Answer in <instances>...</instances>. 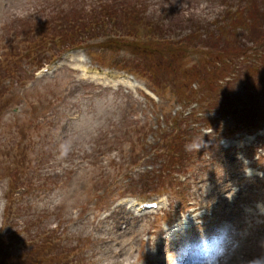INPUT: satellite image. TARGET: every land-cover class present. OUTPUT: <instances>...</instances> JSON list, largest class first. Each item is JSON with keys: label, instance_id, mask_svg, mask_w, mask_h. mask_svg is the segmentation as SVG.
Returning <instances> with one entry per match:
<instances>
[{"label": "rangeland", "instance_id": "374dc122", "mask_svg": "<svg viewBox=\"0 0 264 264\" xmlns=\"http://www.w3.org/2000/svg\"><path fill=\"white\" fill-rule=\"evenodd\" d=\"M158 1L144 0L148 12L160 11L163 17V9L174 7L185 16L214 19L221 8L217 0ZM89 4L0 0V51L4 40L19 42L21 54L28 56L33 45L31 29L19 24L9 29L10 20L36 16L41 25L70 6L86 12ZM86 45L91 54L68 51L53 62L55 54L46 46L39 70L32 75L36 67L24 62L25 76L10 83L9 105L0 117V234L12 237L14 261L31 259L37 248L51 256L56 255L53 248H63L57 255L63 264H264V130L223 140L224 149L219 146L224 133L210 135L217 143L208 152L193 156L182 172L166 165L161 185L150 187L145 175L153 177L165 168L150 151L164 127L157 117L161 121V115L184 112L217 121L222 116L210 106L194 108L197 100L175 105L170 88L158 100L146 88L153 86L149 80L115 65L134 68L130 54L114 43L99 50L91 42ZM70 55L74 60L65 61ZM202 56V50L187 53L185 68ZM243 60L230 61L231 72L219 85L233 79L239 86ZM252 64L250 58L246 66ZM191 88L197 91L198 86L192 83ZM203 97L217 99L207 90L201 103ZM121 136L122 146L108 144L107 139ZM26 180L31 181L27 190L19 186ZM133 201H155L158 209L141 214L130 207ZM42 230H56L57 239L35 238ZM73 247L79 251L68 252Z\"/></svg>", "mask_w": 264, "mask_h": 264}, {"label": "trees", "instance_id": "16d2710c", "mask_svg": "<svg viewBox=\"0 0 264 264\" xmlns=\"http://www.w3.org/2000/svg\"><path fill=\"white\" fill-rule=\"evenodd\" d=\"M217 2L221 8L214 19H203L195 13L185 16L181 11H173L174 7L163 9V17L160 11L158 15L157 11L148 12V5L144 0H90L86 12L81 11L82 8L70 6L63 15L57 12L54 17H47L41 25L35 21L38 20L36 16L30 17L29 21L26 18L10 20L7 23L9 29H18V24L25 26L26 30L31 29L30 39L33 45L30 46L28 56L21 54L19 42L11 44L4 40L0 51V117L9 105L10 83L15 78L18 82L25 76L27 70L23 68L24 62H30L29 67H36L34 70L43 65L44 61L40 56L46 46L52 51V55L55 54L50 61L53 62L68 51L86 50L91 54L89 47H86L89 42L92 48L97 45V50L104 49L103 45L111 46L114 43L124 53L130 54L131 64L136 62L134 68L118 63L115 65L139 80H149L153 86L146 83L147 88L159 100H164L163 95L169 93L166 89L170 88L169 94L174 97L175 105L186 106L191 100H197L194 108L210 106L222 116L217 121L199 114H195V118L194 113L184 116V112L161 115V121L157 117L159 126L164 124L170 131H164L162 127L160 141L150 147V151H154L156 160H163L165 168L153 177L145 175V182L150 187L161 185L166 176V165H172L182 172L187 167L186 162L193 156L200 157L217 143L215 139L212 142L210 135L224 133L222 138H231L241 132L252 133L264 128V0ZM37 35H41V38H37ZM196 50H202L204 56L191 68H185L187 53ZM99 55L100 59L96 55L98 62L101 60L103 64V57L100 53ZM238 58H244L245 68L239 76V86L234 85L233 79L219 85L224 74L231 72L233 66L230 61ZM250 58L253 64L247 67ZM45 60L49 61L46 57ZM122 63L129 64L125 59H122ZM192 83L197 84V91L192 90ZM204 90L212 91L217 96L216 102L203 97L204 102L201 103ZM221 121L225 122L218 126ZM123 122L122 117L118 124ZM194 124L198 125L190 127ZM199 129H202L201 133ZM203 130L213 132L205 134ZM124 138H114L113 142L112 139H107V142L109 145L122 146L126 142L119 141L123 142ZM139 140L144 141L143 137ZM128 143L133 152L134 142L131 140ZM192 143H197L200 147L189 148ZM26 184L31 185V181H23L19 186L26 187L27 190ZM42 232L43 230L39 231L35 238L44 235L43 239L52 237L54 240L58 236L56 230L41 234ZM10 238L12 237L4 233L0 234V264H52L50 260L54 264H63L57 257L63 254V248L57 251L53 248L55 256L46 254V248L44 251L37 248L31 259L27 256L26 261H14L18 258L10 254ZM71 251L78 252L79 249L69 248L68 252ZM80 256L86 259L82 251Z\"/></svg>", "mask_w": 264, "mask_h": 264}, {"label": "clouds", "instance_id": "9594fccd", "mask_svg": "<svg viewBox=\"0 0 264 264\" xmlns=\"http://www.w3.org/2000/svg\"><path fill=\"white\" fill-rule=\"evenodd\" d=\"M189 148H199L200 145L197 143H192L191 145L188 146Z\"/></svg>", "mask_w": 264, "mask_h": 264}, {"label": "bare ground", "instance_id": "6f19581e", "mask_svg": "<svg viewBox=\"0 0 264 264\" xmlns=\"http://www.w3.org/2000/svg\"><path fill=\"white\" fill-rule=\"evenodd\" d=\"M69 59L74 60V56H73V55H70V56L66 57V58H65V61H68Z\"/></svg>", "mask_w": 264, "mask_h": 264}]
</instances>
